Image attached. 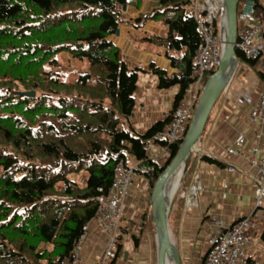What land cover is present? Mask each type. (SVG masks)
I'll list each match as a JSON object with an SVG mask.
<instances>
[{
    "label": "trees",
    "instance_id": "16d2710c",
    "mask_svg": "<svg viewBox=\"0 0 264 264\" xmlns=\"http://www.w3.org/2000/svg\"><path fill=\"white\" fill-rule=\"evenodd\" d=\"M142 1L0 0V264H66L98 197L110 188L116 163L126 164L131 154L134 170L151 191L177 153L181 141L158 142L154 136L185 99L200 36L191 0H158L128 22L140 30L148 20L166 26L164 35L143 34L139 40L163 48L175 70L167 72L153 61L128 67L109 36L124 21L122 6L139 9ZM252 1L255 7L264 5V0ZM234 51L238 62L255 67L239 45ZM63 57L86 61L87 68L65 78ZM138 72L154 74L159 89L176 86L177 91L162 119L132 134L120 122L132 114ZM212 73L206 72L203 83ZM257 74L264 81V72ZM209 120L210 115L200 140ZM148 142L166 147L164 160L142 153ZM196 159L228 165L208 153H193L170 207L173 236ZM140 224L154 253L150 203ZM259 237L264 246V226Z\"/></svg>",
    "mask_w": 264,
    "mask_h": 264
},
{
    "label": "crops",
    "instance_id": "0c3cea01",
    "mask_svg": "<svg viewBox=\"0 0 264 264\" xmlns=\"http://www.w3.org/2000/svg\"><path fill=\"white\" fill-rule=\"evenodd\" d=\"M157 3L158 0H143L139 9L126 7L124 21L118 28V34L114 33L109 38L119 48L121 59L128 67L142 68L153 61L160 68L172 72L175 69L164 57L163 48H156L139 40L143 34L164 35L166 26L161 21L148 20L140 30L128 22L140 12L149 11L157 6ZM259 70L261 69L256 64L252 67L243 62L236 63L226 88L220 94L219 101L215 103L217 113L213 118L210 117L206 133L197 145L199 146L197 152H205L222 159L227 164L234 165L235 170L230 171L226 166L220 167L199 159L195 160L192 176L197 174L200 184L196 194V205L187 206L185 194L179 224L173 236L180 259L185 264H201L209 238L223 231L252 209L254 170L247 160L249 150L255 142L253 134L259 126L250 122V106L243 100V96L249 94L252 101H255L259 94L264 92V81L257 74ZM148 74L138 72L133 93L132 115L124 119L132 134L143 133L155 121L162 119L170 110L173 96L177 91L176 86L159 89L156 76L154 80ZM142 75L147 76L143 81H139ZM184 102L185 100L182 101ZM238 136L244 137L240 153L227 154L226 147ZM145 153L151 158L160 161L163 159L159 145L150 144ZM126 161L129 166H135L137 163L131 154L127 155ZM193 181L191 177L190 184ZM150 197L151 191L147 180L136 172L133 184L122 203L116 257L111 264L154 263L155 249L153 253L152 240L148 234L140 232L141 216L150 203ZM253 219L255 226L249 229L250 242L246 245L245 254L248 264H261L264 259V246L259 234L264 222L258 217ZM87 224L79 244L78 259L72 264H93L103 249L106 237L104 231L94 220Z\"/></svg>",
    "mask_w": 264,
    "mask_h": 264
},
{
    "label": "built area",
    "instance_id": "2783aa9c",
    "mask_svg": "<svg viewBox=\"0 0 264 264\" xmlns=\"http://www.w3.org/2000/svg\"><path fill=\"white\" fill-rule=\"evenodd\" d=\"M190 12L197 24L200 42L194 52L191 83L186 88L185 102L179 104L172 113L171 121L154 136L158 142H176L184 137L194 109L202 92L204 75L207 71L213 72L220 62V55L224 46V25L222 22L223 5L221 0H191ZM216 21V23H215ZM238 28L236 44L239 45L244 55L255 60L256 66L264 71V5L255 7L252 0H246L237 11ZM183 100V101H184ZM243 100L250 106L249 120L259 127L253 134L254 144L249 150L248 163L254 170L252 209L246 215L237 218L217 235L209 238L208 247L201 264H248L245 254L246 245L250 242L249 229L255 226L254 217L264 222V152L261 142L264 136V92H261L255 101L249 94ZM244 143V137L238 136L225 149L227 154H239ZM154 144L148 142L145 150ZM159 145V144H155ZM160 146V145H159ZM161 156L166 147L160 146ZM226 168L235 170V166L228 164ZM136 175L134 166H129L118 161L114 167L113 180L106 195L98 197L94 220L104 231L106 237L104 246L93 264H111L116 257V247L119 236V224L122 218V203L133 184ZM193 183L186 189V203L191 207L196 205V194L200 189L198 175L192 176ZM84 226L83 234L70 253L66 264H72L78 259L79 244L87 229Z\"/></svg>",
    "mask_w": 264,
    "mask_h": 264
},
{
    "label": "water",
    "instance_id": "95a60500",
    "mask_svg": "<svg viewBox=\"0 0 264 264\" xmlns=\"http://www.w3.org/2000/svg\"><path fill=\"white\" fill-rule=\"evenodd\" d=\"M221 2L226 19L224 26L225 45L220 55L219 65L207 78L203 86L192 119L179 144L177 153L158 176L151 190L150 205L153 219L155 264H168V261L171 264H181L180 255L175 246L173 234L168 222L171 203L188 168L192 154L198 151L196 146L200 141L208 117L220 94L226 88L235 65L238 62L234 47L238 34L237 5L239 0H221ZM125 8L126 6L123 5L122 10L124 11ZM115 34H118V29ZM27 94L33 95L32 92ZM142 153L144 154L145 150ZM182 160H185V163L182 175L176 186L177 188H175L170 197H167L164 191L165 179L175 170L176 166Z\"/></svg>",
    "mask_w": 264,
    "mask_h": 264
},
{
    "label": "rangeland",
    "instance_id": "374dc122",
    "mask_svg": "<svg viewBox=\"0 0 264 264\" xmlns=\"http://www.w3.org/2000/svg\"><path fill=\"white\" fill-rule=\"evenodd\" d=\"M125 13V12H124ZM124 19V18H123ZM222 22H223V20H222ZM241 26H242V23L241 22H238V28H241ZM63 60H62V63H63V65L61 66V68H60V71H62L63 73H64V75H63V77H65V78H70V79H73V78H75V76H76V72L78 71V70H83V69H86L87 68V62L86 61H79V60H68V59H65V57H63L62 58ZM148 74V73H147ZM149 75V77L151 76V77H153L154 78V80H156V78H155V75L154 74H148ZM147 75H142V78L139 80V81H143V79H144V77H146ZM206 82V81H205ZM217 113V104L216 105H214V107H213V109H212V111H211V113H210V117L212 116V118L214 117V115ZM120 126L122 127V128H124V129H128L127 128V124L125 123V120L124 119H122V121L120 122ZM198 148H199V146H198ZM261 150L262 151H264V140L261 142ZM192 156H193V154H192ZM192 156H191V158H190V161H191V159H192ZM163 160H164V157H163ZM189 164H190V162H189ZM189 166V165H188ZM181 174H182V171L180 172ZM186 173V172H185ZM185 175V174H184ZM73 177V176H72ZM184 177V176H183ZM74 178H76V176L74 175ZM190 186V184H188L187 185V188ZM177 188V187H176ZM179 188V187H178ZM186 188V189H187ZM178 190V189H177ZM173 239H174V237H173ZM180 262H181V264H185L184 262H183V260L182 259H180Z\"/></svg>",
    "mask_w": 264,
    "mask_h": 264
},
{
    "label": "bare ground",
    "instance_id": "6f19581e",
    "mask_svg": "<svg viewBox=\"0 0 264 264\" xmlns=\"http://www.w3.org/2000/svg\"><path fill=\"white\" fill-rule=\"evenodd\" d=\"M223 17H224L223 25L225 26V19L226 18H225L224 10L222 13V19H223ZM224 39H225V35H224ZM224 45H225V43H224ZM196 148H198V147L196 146ZM184 163H185V160H182L176 166L175 170L169 176L166 177L165 185H164V191H165L167 197H170L172 195L173 191L175 190V188L178 184L179 178L182 175L180 172L183 171ZM168 264H171V262L168 261Z\"/></svg>",
    "mask_w": 264,
    "mask_h": 264
}]
</instances>
